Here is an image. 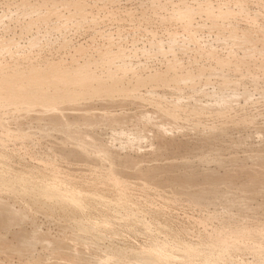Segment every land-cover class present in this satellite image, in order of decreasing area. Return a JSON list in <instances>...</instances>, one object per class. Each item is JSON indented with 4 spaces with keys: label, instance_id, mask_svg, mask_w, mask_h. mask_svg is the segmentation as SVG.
<instances>
[{
    "label": "rangeland",
    "instance_id": "rangeland-1",
    "mask_svg": "<svg viewBox=\"0 0 264 264\" xmlns=\"http://www.w3.org/2000/svg\"><path fill=\"white\" fill-rule=\"evenodd\" d=\"M263 159L264 0H0V264H264Z\"/></svg>",
    "mask_w": 264,
    "mask_h": 264
},
{
    "label": "bare ground",
    "instance_id": "bare-ground-1",
    "mask_svg": "<svg viewBox=\"0 0 264 264\" xmlns=\"http://www.w3.org/2000/svg\"><path fill=\"white\" fill-rule=\"evenodd\" d=\"M106 104H107V103H106ZM108 105H110V104H108ZM75 107H77V106H75ZM79 107H80V106H79ZM83 107H84V106H82V109H83ZM85 107H86V106H85ZM85 107H84V108H85ZM87 107H88V106H87ZM62 108H63V107H62ZM69 108H71V106H70ZM73 108H74V107H73ZM89 108H90V107H89ZM91 108H93V107H91ZM64 109H65V108H64ZM77 109H78V107H77ZM79 109H80V108H79ZM86 109H88V108H86ZM73 111H74V110H73ZM82 111H83V110H82ZM65 113H66V112H65ZM65 113H63V114H65ZM71 113H72V112H71ZM75 113H76V112H75ZM52 115H53V114H52ZM52 115H51V118H52ZM67 115H68V114H67ZM78 115H80V114H78ZM81 115H82V114H81ZM53 116H55V114H54ZM57 116H58V115H57ZM57 116H56V117H57ZM59 116H60V115H59ZM89 116H90V115H89ZM62 117H63V116H62ZM123 117H124V116H123ZM65 118H66V117H65ZM82 118H84V116H82ZM92 118H93V117H92ZM95 118H96V117H95ZM67 119H68V118H66V120H67ZM50 120H52V119H50ZM56 120H57V119H56ZM58 120H59V119H58ZM71 120H73V119L71 118ZM71 120H70V121H71ZM84 120H85V118H84ZM87 120H88V119H87ZM118 120H119V119H118ZM52 121L54 122V120H52ZM88 121H89V120H88ZM53 122H52V123H53ZM59 122H60V121H59ZM67 122H68V121H67ZM72 122H73V121H72ZM74 122H75V121H74ZM56 123H57V122H56ZM77 123H78V122H77ZM67 124H68V123H67ZM46 125H47V124H46ZM48 126H49V125H48ZM66 126H67V125H66ZM72 127H73V126H72ZM65 128H66V127H65ZM63 129H64V128H63ZM63 129H62V130H63ZM66 130H67V128H66ZM68 131H69V130H68ZM66 132H67V131H66ZM70 132H71V131H70ZM261 158H262V156H261ZM261 158H260V159H261ZM263 160H264V159H263ZM258 161H259V160H258ZM259 162H260V161H259ZM260 163H261V162H260ZM263 163H264V161H263ZM156 168H157V167H156ZM156 168H155V171H156ZM153 170H154V169H153ZM149 171H151V170H149ZM158 171H159V172H158ZM158 171H157V172L160 174V170H158ZM145 172H146V171H145ZM153 172H154V171H152L151 174H152ZM248 172H249V171H248ZM255 172H256V171H255ZM259 172H260V171H259ZM211 173H212V172H211ZM211 173H210V175H211ZM149 174H150V173H149ZM149 174H148V175H149ZM251 174H252V173H251ZM156 175H157V173H156ZM182 175L184 176V174H182ZM187 175H188V174H187ZM261 175H262V174H261ZM159 176H160V175H159ZM176 176H177V175H176ZM208 176H209V175H208ZM212 176H213V175H212ZM212 176H211V177H212ZM222 176H223V175H222ZM255 176H257V175H255ZM181 177H182V176H181ZM190 177H191V176H190ZM190 177H189V178H190ZM204 177H205V176H204ZM224 177H225V176H224ZM230 177H231V176H230ZM151 178H152V177H151ZM185 178H186V176H185ZM205 178H207V177H205ZM212 178H213V177H212ZM245 178H246V177H245ZM247 178H249V180H250V177H247ZM171 179H172V178H171ZM175 179H176V178H175ZM190 179H191V178H190ZM190 179H189V180H190ZM214 179H216V177H215ZM251 179H252V178H251ZM262 179H263V178H262ZM181 180H182V179H181ZM189 180L187 181V183L189 182ZM204 180H205V179H204ZM210 180H211V178H210ZM219 180H220V179H219ZM222 180H223V178H222ZM206 182H207V180H205L204 183H206ZM208 182H209V180H208ZM177 183H178V182H177ZM189 183H190V182H189ZM211 183H212V180H211ZM216 183H217V182H216ZM218 183H219V182H218ZM220 183H221V182H220ZM220 183H219V184H220ZM249 183H250V182H249ZM255 183H256V182H255ZM255 183H254V184H255ZM258 183H259V182H258ZM179 184H180V183H179ZM201 184H202V183H201ZM212 184H213V183H212ZM219 184H218V185H219ZM247 184H248V183H247ZM259 184H260V183H259ZM187 185H188V184H187ZM192 185L195 186L196 184H195V185L192 184ZM192 185H191V186H192ZM203 185H204V184H203ZM203 185H199V187H200V186H203ZM207 185H209V183H208ZM210 185H211V184H210ZM214 185H216V184H214ZM218 185H217V186H218ZM220 185H221V184H220ZM181 186H182V183H181ZM193 186H192V187H193ZM217 186H216V187H217ZM178 187H180V185H179ZM208 187H209V186H208ZM240 187H241V186H240ZM253 187H254V186H253ZM255 187H256V186H255ZM180 188H181V187H180ZM186 188H187V187H186ZM197 188H198V187H197ZM205 188H206V187H205ZM205 188H204V189H205ZM238 188H239V187H238ZM250 188H251V187H250ZM193 189H194V188H193ZM200 189H201V188H200ZM200 189H199V190H200ZM208 189H210V188H208ZM239 189H240V188H239ZM244 189H245V188H244ZM248 189H249V188H248ZM237 190H238V189H237ZM237 190H236V191H237ZM193 191H194V190H193ZM196 191H197V190H196ZM207 191H208V190H207ZM211 191H212V189H211ZM214 191H215V190H214ZM238 191H239V190H238ZM246 191H247V190H246ZM246 191H245V192H246ZM201 192H202V194H203V188L201 189ZM201 192H199V193H201ZM209 192H210V191H209ZM221 192H222V191H221ZM231 192H232V191H231ZM239 192H240V191H239ZM242 192H243V191H242ZM242 192H241V193H242ZM253 192H254V191H253ZM256 192H257V191H256ZM204 193H205V192H204ZM222 193H223V192H222ZM194 194H197V192H196V193H193V195H194ZM206 194H207V193H206ZM220 194H221V193H220ZM234 194H235V193H234ZM199 195L202 196L201 194H199ZM226 195H227V194H226ZM228 195H229V194H228ZM243 195H244V194H243ZM243 195H242V196H243ZM194 196H195V195H194ZM208 196H209V195H208ZM211 196H212V195H211ZM239 196H240V195H239ZM239 196H238V197H239ZM198 197H199V196H198ZM231 197H233V196H231ZM236 197H237V196H236ZM194 198H195V197H194ZM199 198H200V197H199ZM202 198H203V197H202ZM214 198H215V197H214ZM217 198H218V197H217ZM217 198H216V199H217ZM224 198H225V197H224ZM226 198H227V197H226ZM242 198H243V197H242ZM196 199L198 200V198H196ZM232 199H233V198H232ZM238 199H239V198H238ZM243 199H244V201H245V198H243ZM202 200H203V199H202ZM210 200H212V199H210ZM210 200H209V201H210ZM213 200H214V199H213ZM225 200H226V199H225ZM247 201H248V200H247ZM232 202H233V201H232ZM245 203H246V202H245ZM2 208H3V207H2ZM8 218H9V217H8ZM3 219H4V216H3ZM12 219H14V218H12ZM1 220H2V219H1ZM2 222H3V221H2ZM22 240H23V239H22ZM174 258H175V257H174ZM208 264H209V263H208Z\"/></svg>",
    "mask_w": 264,
    "mask_h": 264
}]
</instances>
